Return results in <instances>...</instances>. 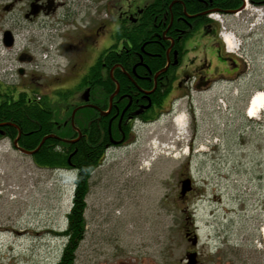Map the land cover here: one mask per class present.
Returning <instances> with one entry per match:
<instances>
[{
    "label": "rangeland",
    "instance_id": "1",
    "mask_svg": "<svg viewBox=\"0 0 264 264\" xmlns=\"http://www.w3.org/2000/svg\"><path fill=\"white\" fill-rule=\"evenodd\" d=\"M102 4L84 1L83 16L74 26L84 15L93 20L104 17ZM263 18L264 5L248 0L241 12L223 18L224 34L235 41L234 48L227 45L228 54L243 66L225 99L205 93L194 94L190 104L180 100L173 113L159 115L150 124H135L133 153L130 147L106 153L88 180L85 233L73 264H181L190 246L183 227L191 221L202 240L209 241L206 249L212 254L216 244L225 241L231 219L249 229L254 219L264 220V111L255 119L244 114L250 96L264 90ZM9 19L0 10L2 86L38 87L36 96L56 111L58 102L65 108L77 103L55 98V89L74 82L51 79L63 69L62 57L53 45L44 56L40 41L46 36L33 26L16 34L13 48L4 47L2 31L11 25ZM22 48L34 55L32 66H38L33 70L45 77L43 86H37L39 78L28 85L19 75V67L25 66L15 57ZM239 88L244 91L241 96ZM180 115L183 126L173 122ZM184 174L196 188L188 205L178 198ZM74 181V172L39 167L30 155L0 140V264H58ZM215 236L220 239L213 243ZM256 250L262 253V246Z\"/></svg>",
    "mask_w": 264,
    "mask_h": 264
},
{
    "label": "flooded vegetation",
    "instance_id": "2",
    "mask_svg": "<svg viewBox=\"0 0 264 264\" xmlns=\"http://www.w3.org/2000/svg\"><path fill=\"white\" fill-rule=\"evenodd\" d=\"M84 1L0 0V10L11 21L2 31L11 34L10 48L20 30L33 26L43 38L46 36L40 41L44 56L49 55V46L53 45L62 57L63 69L51 79L74 82L53 92L55 98L64 96L77 103L65 108L58 102L61 107L53 110V130L44 136L53 140L55 148L65 147L71 166V157L85 147L101 151L102 160L106 153L121 148L130 147L133 153L135 124H150L159 115L173 113L178 101L186 99L190 104L194 94L211 93L222 101L240 78L243 66L228 54L220 37L225 31L223 18L232 16L231 11L236 9L220 0H163L161 7L148 12L154 0H101L104 17L93 20L84 15L74 26L83 16ZM261 2L264 0L250 1L253 5ZM262 21L264 24V18ZM15 59L26 67H19V75L28 85L33 78L40 79L37 86L44 85L45 77L33 70L38 65L32 66L35 59L30 51L22 48ZM6 87L0 92V100L9 103L11 97L21 104L25 98L34 101L39 89ZM215 88L218 91L213 93ZM243 93L239 88V95ZM22 136L17 125L0 121V140H8L17 151L22 148ZM185 179H190L191 189L181 195L180 186L178 198L180 204L188 205L196 188L190 175L184 174L181 181ZM237 221H229L225 241H219L212 254L206 249L209 241L202 240L199 227L193 221L185 225L183 233L190 246L181 264H187L190 253H194L195 264H264V220L254 219L251 229L240 228ZM219 239L213 237V243ZM260 246L262 253L256 252Z\"/></svg>",
    "mask_w": 264,
    "mask_h": 264
},
{
    "label": "trees",
    "instance_id": "3",
    "mask_svg": "<svg viewBox=\"0 0 264 264\" xmlns=\"http://www.w3.org/2000/svg\"><path fill=\"white\" fill-rule=\"evenodd\" d=\"M220 1L232 9H237L242 4L241 0ZM162 3L163 0H154L152 4L148 5L147 12L153 7H161ZM5 89L9 88L6 87ZM3 90L4 88L0 83V92ZM36 98V95L33 98L34 101H28L25 98L23 104L17 101L14 102L11 97H9V103L0 100V121L12 122L21 129L23 136L20 140V146L25 150H34L42 138L53 130L51 120L54 108L47 106L44 101H36ZM61 98L67 99L64 96ZM9 129L15 132L14 128L9 127ZM52 142L51 138H46L33 154L32 159L39 167L51 169L74 168L76 171L72 206L67 214V227L62 233L66 237V242L58 262V264H73L76 250L85 233L83 214L86 207L85 198L88 193V180L91 173L100 164L102 152L92 147L81 148L76 155L71 157L70 162L74 165L71 166L68 164V152H65V147L63 149L55 148Z\"/></svg>",
    "mask_w": 264,
    "mask_h": 264
},
{
    "label": "bare ground",
    "instance_id": "4",
    "mask_svg": "<svg viewBox=\"0 0 264 264\" xmlns=\"http://www.w3.org/2000/svg\"><path fill=\"white\" fill-rule=\"evenodd\" d=\"M226 36V44L228 45L229 49L235 47V41L231 34H225ZM264 109V90L254 92L250 98L248 99L246 109H245V116L250 119L257 118L258 114ZM177 126L184 125V118L182 115L177 116L173 121ZM261 233L264 234V226L261 229Z\"/></svg>",
    "mask_w": 264,
    "mask_h": 264
},
{
    "label": "water",
    "instance_id": "5",
    "mask_svg": "<svg viewBox=\"0 0 264 264\" xmlns=\"http://www.w3.org/2000/svg\"><path fill=\"white\" fill-rule=\"evenodd\" d=\"M241 8H243V5L239 9H241ZM236 11L237 10H233V11H231V13H234ZM2 43H3L4 47H7V48L12 46L13 40L11 38V34L8 31L3 32V34H2ZM21 73H22V70L20 69L19 70V74H21ZM45 139H46V137H44L40 141V143L38 144V146L34 150H25L23 148H18V150L22 154L33 155L38 150V148L43 144ZM180 186H181V190H180L181 195L184 194L185 192L189 191L191 189V181H190V179H185V180L181 181ZM187 264H195L194 253H190L189 255H187Z\"/></svg>",
    "mask_w": 264,
    "mask_h": 264
}]
</instances>
